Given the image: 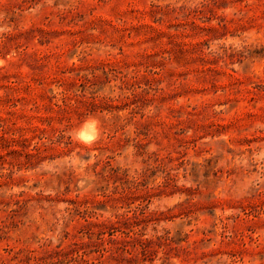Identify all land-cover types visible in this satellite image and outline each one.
I'll use <instances>...</instances> for the list:
<instances>
[{"label":"rangeland","instance_id":"1","mask_svg":"<svg viewBox=\"0 0 264 264\" xmlns=\"http://www.w3.org/2000/svg\"><path fill=\"white\" fill-rule=\"evenodd\" d=\"M0 264H264V0H0Z\"/></svg>","mask_w":264,"mask_h":264},{"label":"clouds","instance_id":"2","mask_svg":"<svg viewBox=\"0 0 264 264\" xmlns=\"http://www.w3.org/2000/svg\"><path fill=\"white\" fill-rule=\"evenodd\" d=\"M93 134V129L91 123L85 124L82 130L80 131V135L84 140H89Z\"/></svg>","mask_w":264,"mask_h":264},{"label":"bare ground","instance_id":"3","mask_svg":"<svg viewBox=\"0 0 264 264\" xmlns=\"http://www.w3.org/2000/svg\"><path fill=\"white\" fill-rule=\"evenodd\" d=\"M91 123V122H90ZM94 123V122H93ZM95 128V127H94ZM81 131V130H80ZM80 131H79V134H80ZM93 134H94V132H93ZM93 134H92V136L91 137H93ZM81 136V135H80ZM82 137V136H81ZM94 138V137H93Z\"/></svg>","mask_w":264,"mask_h":264}]
</instances>
